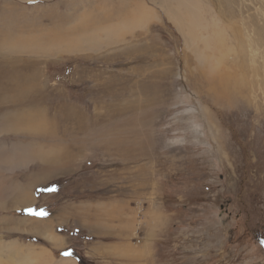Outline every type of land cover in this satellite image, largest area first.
<instances>
[{
  "label": "rangeland",
  "instance_id": "1",
  "mask_svg": "<svg viewBox=\"0 0 264 264\" xmlns=\"http://www.w3.org/2000/svg\"><path fill=\"white\" fill-rule=\"evenodd\" d=\"M201 1L211 26L192 34L177 19L180 12L193 26L177 0H0V61L26 78L35 71L19 113L42 119L14 131L4 120L9 104L0 108V145L8 148L0 159V264H23L32 246H46L54 231L46 222L71 197L120 202L107 210L119 209L127 237L107 243L149 241L127 250L128 264H264V0ZM126 22L134 30L110 45L115 24ZM10 30L15 37L4 39ZM190 33L206 45L188 41ZM245 33L260 51L243 65L235 55ZM203 70L217 83L225 71L237 84L242 77V90L233 89L249 92L221 98ZM17 146L33 161L11 163ZM51 156L56 165L44 162Z\"/></svg>",
  "mask_w": 264,
  "mask_h": 264
},
{
  "label": "crops",
  "instance_id": "2",
  "mask_svg": "<svg viewBox=\"0 0 264 264\" xmlns=\"http://www.w3.org/2000/svg\"><path fill=\"white\" fill-rule=\"evenodd\" d=\"M115 200L97 203L93 200L84 201L80 199L77 201L74 197L65 199L62 203V212L46 222V224L53 225L54 228L53 233L48 234L46 238L47 245L32 246L30 257H23L22 262L28 264V259L34 257L36 260L31 264H128L126 260L130 256L127 250L130 248H134V250L135 248L144 249L149 241L142 240L139 247L125 239H123V243H107L111 237L121 235H124V238L127 237L124 224L117 223L120 220L119 209L122 206L119 201ZM112 204L119 208L113 214L107 210V208H111ZM128 215L129 213L125 212L122 216V218L126 217L127 223ZM30 221L33 223L35 219ZM70 227L73 229H69ZM75 229L77 232H74ZM70 238L81 240L80 246H71L73 239ZM71 248L75 249L76 253H73ZM69 252L70 255L65 254ZM25 254L24 252V256ZM132 254L133 252H131L132 262L140 261V258ZM150 254L152 256V253Z\"/></svg>",
  "mask_w": 264,
  "mask_h": 264
},
{
  "label": "bare ground",
  "instance_id": "3",
  "mask_svg": "<svg viewBox=\"0 0 264 264\" xmlns=\"http://www.w3.org/2000/svg\"><path fill=\"white\" fill-rule=\"evenodd\" d=\"M177 3H178V6H179V9H178V11L179 10H181V11H183V12H186V13H188L189 14V18L193 21V26L190 24V23H186V21L185 22H183V19H182V13H180V12H176V14H177V19H178V21L182 24V25H185V27L189 30V31H192L193 30V32H192V34H194V32L198 29V28H206V27H210L211 25L210 24H208V23H206V21L204 20V18H203V15H202V10H203V7L201 6L203 3H202V1L201 0H177ZM207 4V3H206ZM215 5V4H214ZM210 11H212L213 12V10L210 8ZM209 12V11H208ZM170 13H172L171 11H170ZM175 14V15H176ZM170 16H172L173 17V15L171 14ZM233 16V15H232ZM216 16L214 15L213 17H212V19H213V25H215V26H217V22H218V20L215 18ZM145 18L148 20L149 19V15H147V12H146V16H145ZM232 19H233V17H232ZM241 20H242V18H241ZM113 21V20H112ZM222 21H223V19H222ZM256 21V20H255ZM221 22V21H220ZM228 22V21H227ZM223 23V22H222ZM233 23V22H232ZM250 23V32L252 31V33H254V28H253V25H255V23H254V21L252 20V21H250L249 22ZM257 23V22H256ZM235 24V23H234ZM238 24V23H237ZM128 25V27L127 28H124L125 26H127ZM232 25V24H231ZM100 26V25H99ZM99 26H97V27H99ZM115 31H114V38L113 39H116V41L115 42H113V43H111L110 45H112V44H119V43H121L122 42V40L124 39V31H126V29H129L130 30V32H132L133 30H134V28H133V26L129 23V22H126V23H123V24H120V25H118V24H115ZM220 26V25H219ZM230 26V25H229ZM237 26V25H236ZM256 26V25H255ZM235 27V26H234ZM99 28H101V27H99ZM261 29V28H260ZM12 30V29H11ZM11 30H10V32L9 33H6L5 32V34L3 35V36H5L4 37V39L6 38V39H8V38H10L11 37V39H9V40H12L13 38H12V36H14L15 37V34L14 33H12L11 32ZM101 31H103V32H105L106 33V35L108 36V34L107 33H110L111 31H109V32H106L105 30H103V29H100ZM128 30V31H129ZM233 30H235V29H233ZM8 32V31H7ZM15 32V31H14ZM87 32H88V34L90 33V30H86V31H84L82 34H81V36L79 37V41H77L76 43H81V45H78V47H80V46H82L83 45V43H84V40H86V38H87ZM127 32V31H126ZM264 31H261V33L264 35V33H263ZM10 33H12L11 35H10ZM230 33V32H229ZM191 34V33H190ZM191 34V36L189 37V40L188 41H193L194 39L195 40H197L196 42H202V43H204L205 45H206V42H204L203 41V37H201L199 34H197V36L195 37V36H193ZM221 34H223V35H226V34H224L223 32L221 33ZM236 34V36H237V33H235ZM45 35V34H44ZM261 36V38H259L260 39V41L262 42V41H264V36ZM32 36V35H31ZM85 36V38L84 39H82L83 37ZM232 36V35H231ZM241 36V35H240ZM237 38V37H236ZM242 38V41H240V48H241V52L240 53H237V55H235V58L238 60V59H241L240 60V63L241 64H243L244 65V63L245 62H247V61H249L248 59H253L254 58V56L253 55H255L256 53H258L257 52V50H256V46H257V43L255 42V40L257 41V42H259L258 40L259 39H255L254 37H252L251 35H249V33L248 34H246L245 33V36H243V37H241ZM80 39H82V40H80ZM233 39V38H232ZM41 40H44V39H41ZM19 41H22V39H19ZM9 42V41H8ZM40 42V41H39ZM70 42V41H69ZM83 42V43H82ZM238 42V41H237ZM22 43V42H21ZM51 43H52V45L53 46H55V45H57V43H60V41H58V40H56V39H51ZM78 43V44H79ZM69 44H71V43H68V45L66 46L65 44H63L62 46H56V49H58V52H56V54H61L62 53V51L63 50H65L64 49V47L63 46H66L67 47V49L68 48H71V47H73V45L71 44V45H69ZM106 44L107 45H109L108 44V42H106ZM11 45H13V44H11ZM105 45V44H104ZM22 47L24 46V45H21ZM71 46V47H70ZM106 46V45H105ZM3 47V46H2ZM22 47H21V51H22ZM25 48H26V45L24 46ZM24 47H23V49H24ZM63 47V48H62ZM75 47L77 48V45L75 44ZM4 48V47H3ZM11 48H13L15 51L14 52H20V45H17V43L15 42V44L13 45V46H11ZM252 48H254V49H252ZM53 49V48H52ZM55 49V48H54ZM27 50V49H26ZM59 50H62V51H59ZM232 50V49H231ZM237 50V49H236ZM66 51V50H65ZM64 51V52H65ZM67 51H69V50H67ZM144 51V50H143ZM264 51V50H263ZM0 52H3V50L2 51H0ZM13 52V53H14ZM147 53V52H146ZM246 53H247V55H246ZM3 56V55H2ZM246 57V58H245ZM248 58V59H247ZM6 59V58H5ZM247 59V60H246ZM13 61H15V59L13 60ZM251 62V61H250ZM4 64H5V66H4ZM12 63L10 62L9 63V65H8V62H7V60H2V61H0V71H2L1 73H0V108L2 107V105H8L9 104V108H11L12 109V111L9 113V116L8 117H6V118H4V120H7L6 122L7 123H9V126L11 127V129L12 130H21V129H23V128H26V129H33V127L35 126V125H38V124H40L41 122H42V119H40V120H36V115H34V117L33 116H26V114L25 113H19L20 112V110H21V108H23V106H24V104L22 103V105H20V107L18 106V103H20V102H23L24 100H25V97H26V95H25V93H28V91H30L31 89H33L34 87V84H33V82H34V79H35V76H36V74H35V71L34 70H32V69H30L29 71H34V72H32V75L30 74L29 76H28V78H26L25 76L26 75H22V73L20 72H18L19 70H20V68L19 69H17L16 67H14V66H10ZM235 68L237 67V66H239L240 64H236V63H233L232 64ZM230 66V67H228L229 68V70L231 71V69H234V67L233 66ZM6 67H7V69H6ZM27 67V66H26ZM29 67H32V66H29ZM2 68H5L6 70H2ZM240 68V67H239ZM227 69V68H226ZM26 70V69H25ZM235 70V69H234ZM229 71V72H230ZM203 72H205L206 73V78H210V77H212V80L211 79H209V81H210V90L213 92V93H218L219 94V96L221 97V98H226L227 96H228V93H229V91H232L233 92V90L235 89H233V87H235L234 85H236L237 83H236V81H237V77L235 76V75H233V74H229L228 73V71H225V74L223 73L221 76L219 75V77H220V80H219V83H217L215 80H216V78H215V76H216V74L214 73V74H210V72L209 71H204L203 70ZM239 72V71H238ZM204 73V74H205ZM254 73H255V71H254ZM257 73H258V70H257ZM215 75V76H214ZM208 76H210V77H208ZM23 79H28L29 80V83H27V85H26V83H25V85H20V80H22V83H23ZM239 79V81H241V83H243L242 82V77H241V79L240 78H238ZM246 80V79H245ZM244 80V82H246ZM32 82V83H31ZM209 83V82H208ZM241 83H238L237 84V88H239V89H241L242 90V85H241ZM209 85V84H208ZM248 85L246 84V87H247ZM221 90V91H220ZM236 90V89H235ZM234 90V91H235ZM244 90V89H243ZM247 92H249V91H245V92H243V91H237L236 90V95H238V94H240V95H243V96H245V94L247 93ZM231 94V93H230ZM212 98H214V100L218 103V101L220 102V98L218 97V96H213ZM45 100V99H44ZM35 103V102H34ZM29 112H30V110H33V108H34V105H33V103H29ZM43 108V107H42ZM24 109V108H23ZM16 112V114L14 115V113ZM73 112H75L73 109H69V113L70 114H72ZM26 113H27V111H26ZM68 113V114H69ZM23 114H25V115H23ZM29 114V113H28ZM31 115V114H30ZM74 115H75V113H74ZM38 117H42V115H37ZM65 117H66V115H65ZM69 117V116H68ZM71 118H73L72 116H71ZM47 119V118H46ZM45 119V120H46ZM67 120H69V118H66ZM71 120V122H77V121H75V120H77V118L75 119V120H73V119H70ZM80 121V120H79ZM82 121V120H81ZM43 126V125H42ZM7 127H8V124H7ZM37 127V126H36ZM35 129V128H34ZM38 129V128H37ZM6 146L5 145H0V159H1V157H2V159L3 158H6L5 156H4V153L7 151L6 150ZM8 149V148H7ZM16 149H17V152H15L17 155H14V156H8L7 158H9V159H11V163H17L19 160H20V158H22L23 160H25V161H27L28 163L29 162H31V160L33 161V155L31 154V152L29 151V150H27V151H25L24 150V148L22 147V146H17L16 147ZM15 151V150H14ZM11 153V152H10ZM3 154V155H2ZM44 157V156H43ZM58 156H54V157H52L51 156V158H54V161H52L51 159H47L46 158V160L44 161L46 164H48V165H50V164H52V166L53 165H56V162H58L57 161V158ZM27 163V164H28ZM58 164V163H57ZM4 168V166L2 165L1 166V164H0V172H1V170ZM8 169V168H7ZM53 167L51 168V167H48V171L50 170V172H52L53 171ZM18 189V188H17ZM15 190V189H14ZM24 195V194H23ZM27 197L25 196V199H26ZM28 200V199H27ZM26 200V201H27ZM22 202V201H21ZM30 206H32V205H29L28 207H30ZM28 207H25V208H28ZM32 219H34V218H32ZM23 264H26V263H23Z\"/></svg>",
  "mask_w": 264,
  "mask_h": 264
},
{
  "label": "snow or ice",
  "instance_id": "4",
  "mask_svg": "<svg viewBox=\"0 0 264 264\" xmlns=\"http://www.w3.org/2000/svg\"><path fill=\"white\" fill-rule=\"evenodd\" d=\"M38 214L43 215L44 213H38ZM65 254L70 255L71 253L69 252V253H65Z\"/></svg>",
  "mask_w": 264,
  "mask_h": 264
}]
</instances>
